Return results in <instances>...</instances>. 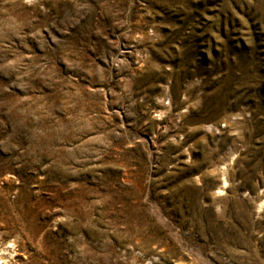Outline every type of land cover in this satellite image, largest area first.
<instances>
[{
  "label": "rangeland",
  "instance_id": "1",
  "mask_svg": "<svg viewBox=\"0 0 264 264\" xmlns=\"http://www.w3.org/2000/svg\"><path fill=\"white\" fill-rule=\"evenodd\" d=\"M3 264H264V0H0Z\"/></svg>",
  "mask_w": 264,
  "mask_h": 264
},
{
  "label": "bare ground",
  "instance_id": "2",
  "mask_svg": "<svg viewBox=\"0 0 264 264\" xmlns=\"http://www.w3.org/2000/svg\"><path fill=\"white\" fill-rule=\"evenodd\" d=\"M1 256V255H0ZM4 262L2 261L1 257H0V264H3Z\"/></svg>",
  "mask_w": 264,
  "mask_h": 264
}]
</instances>
